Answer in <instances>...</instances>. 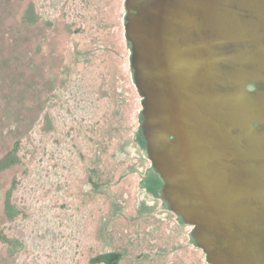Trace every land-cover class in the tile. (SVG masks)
Listing matches in <instances>:
<instances>
[{
	"label": "rangeland",
	"instance_id": "obj_1",
	"mask_svg": "<svg viewBox=\"0 0 264 264\" xmlns=\"http://www.w3.org/2000/svg\"><path fill=\"white\" fill-rule=\"evenodd\" d=\"M51 1L60 29L71 26L94 40L89 60L74 65L63 52V60L43 66L29 44L0 37L3 53L31 56L36 64L26 74L31 104L0 107V161L17 142L15 124L5 126L8 111L28 107L26 128L32 127L20 140L17 163L0 173V229L9 240L0 243V264H112L114 257L115 264H209L193 227L163 200L164 182L148 156L126 0ZM42 5L38 15L51 19ZM21 11L12 5L7 23ZM40 89L49 92L42 105ZM116 127L123 136L117 141ZM13 182L10 203L18 214L9 221L4 200Z\"/></svg>",
	"mask_w": 264,
	"mask_h": 264
},
{
	"label": "water",
	"instance_id": "obj_2",
	"mask_svg": "<svg viewBox=\"0 0 264 264\" xmlns=\"http://www.w3.org/2000/svg\"><path fill=\"white\" fill-rule=\"evenodd\" d=\"M125 8L163 200L193 227L209 264H264V0Z\"/></svg>",
	"mask_w": 264,
	"mask_h": 264
},
{
	"label": "trees",
	"instance_id": "obj_3",
	"mask_svg": "<svg viewBox=\"0 0 264 264\" xmlns=\"http://www.w3.org/2000/svg\"><path fill=\"white\" fill-rule=\"evenodd\" d=\"M41 1H43V3L45 1V7L42 5L43 3ZM89 2L90 0H88L86 4ZM12 5H15L17 8L22 6L23 11L18 13L15 22L7 23L8 19L14 17L12 13L9 14V9ZM40 5H42L44 9H47L51 19H46L40 15L41 18L38 15L37 12L41 8ZM2 6L8 9L0 13V37L7 40L10 39V44H29L31 51H33V58H35L40 65L50 66L54 60H63L65 52H67V56L70 57L71 64L78 65L80 64V60H89L91 55L89 54L91 51L89 48L93 45L92 42L94 39L87 38L89 33L87 35L79 34L80 30L74 31L71 26L60 29L57 24V19L53 18L52 20L51 0H0V7ZM59 19L61 20L64 18L59 16ZM57 35H61V39L57 37ZM82 37V43L79 45L76 41L80 40ZM11 51L12 50L7 49L3 53V49H0V107H3L4 110L9 104H11V106L15 104L20 106L31 104V99L34 98V96H31L32 86L27 82L26 74L27 72H29L30 75L34 74L30 66L34 67L36 64L34 61H31V56L28 59L22 56L19 58L17 54H13ZM78 58H80V60ZM40 82L41 81H38L37 84L39 85ZM47 94H49V92L44 89L37 91L36 96L39 99V105H42L48 98ZM13 109L14 110L8 111L11 112V117H9L5 126L11 123L15 124L14 128L10 131L12 134L11 137L16 138L17 142L14 143V147L8 150L1 159L0 173L8 170L17 163L15 153L20 146V140L32 129V127L26 128L28 126L26 121L31 119L29 118V108L26 107L23 109V107H13ZM121 131V127H116L114 129V139L116 141L123 139V136L120 135ZM28 134L26 136H28ZM15 185L16 182H13L8 190L7 199L4 200V214L9 221H13L18 214V211H14L15 206L10 203V195ZM7 242H9L8 237L4 235L3 231L0 229V243Z\"/></svg>",
	"mask_w": 264,
	"mask_h": 264
},
{
	"label": "flooded vegetation",
	"instance_id": "obj_4",
	"mask_svg": "<svg viewBox=\"0 0 264 264\" xmlns=\"http://www.w3.org/2000/svg\"><path fill=\"white\" fill-rule=\"evenodd\" d=\"M246 89H247V92H248V93H254V92L257 90V89H256V86L253 85V84H248L247 87H246ZM111 261H112V260H111ZM116 261H117V259L114 260V261L112 262V264H115Z\"/></svg>",
	"mask_w": 264,
	"mask_h": 264
}]
</instances>
